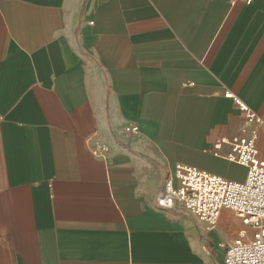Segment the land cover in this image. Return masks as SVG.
<instances>
[{"label":"crops","instance_id":"0c3cea01","mask_svg":"<svg viewBox=\"0 0 264 264\" xmlns=\"http://www.w3.org/2000/svg\"><path fill=\"white\" fill-rule=\"evenodd\" d=\"M231 95L264 158V0H0V264H224L233 214L156 196L176 163L244 179Z\"/></svg>","mask_w":264,"mask_h":264},{"label":"built area","instance_id":"2783aa9c","mask_svg":"<svg viewBox=\"0 0 264 264\" xmlns=\"http://www.w3.org/2000/svg\"><path fill=\"white\" fill-rule=\"evenodd\" d=\"M231 98L243 115L244 124L238 134L216 140L213 154L218 156L221 147L226 145L228 150L223 157L246 169L244 179L232 180L176 163L174 180L165 179L156 203L165 208L181 205L207 229L216 227L223 209L229 210L240 227L224 250V264H264V158L257 145L263 119L238 96L231 95ZM124 132L137 133L138 126H125ZM102 149L106 146L96 145L94 153L99 154Z\"/></svg>","mask_w":264,"mask_h":264}]
</instances>
